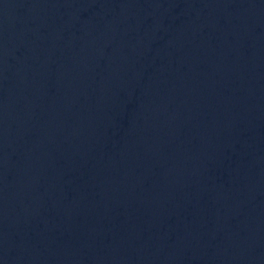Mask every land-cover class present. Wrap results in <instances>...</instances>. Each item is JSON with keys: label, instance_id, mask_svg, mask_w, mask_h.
Here are the masks:
<instances>
[{"label": "water", "instance_id": "1", "mask_svg": "<svg viewBox=\"0 0 264 264\" xmlns=\"http://www.w3.org/2000/svg\"><path fill=\"white\" fill-rule=\"evenodd\" d=\"M0 264H264V0H0Z\"/></svg>", "mask_w": 264, "mask_h": 264}]
</instances>
